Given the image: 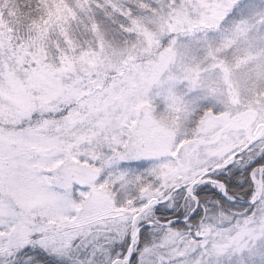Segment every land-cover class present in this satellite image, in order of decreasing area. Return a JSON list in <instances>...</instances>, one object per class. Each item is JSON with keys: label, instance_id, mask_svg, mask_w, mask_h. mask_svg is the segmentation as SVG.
Here are the masks:
<instances>
[{"label": "snow or ice", "instance_id": "obj_1", "mask_svg": "<svg viewBox=\"0 0 264 264\" xmlns=\"http://www.w3.org/2000/svg\"><path fill=\"white\" fill-rule=\"evenodd\" d=\"M0 264H264V0H0Z\"/></svg>", "mask_w": 264, "mask_h": 264}]
</instances>
